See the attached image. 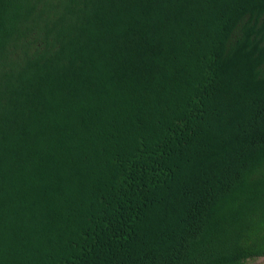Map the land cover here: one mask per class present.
<instances>
[{"label":"trees","instance_id":"trees-1","mask_svg":"<svg viewBox=\"0 0 264 264\" xmlns=\"http://www.w3.org/2000/svg\"><path fill=\"white\" fill-rule=\"evenodd\" d=\"M264 257V0H0V264Z\"/></svg>","mask_w":264,"mask_h":264},{"label":"rangeland","instance_id":"rangeland-1","mask_svg":"<svg viewBox=\"0 0 264 264\" xmlns=\"http://www.w3.org/2000/svg\"><path fill=\"white\" fill-rule=\"evenodd\" d=\"M246 264H264V257L249 260Z\"/></svg>","mask_w":264,"mask_h":264}]
</instances>
